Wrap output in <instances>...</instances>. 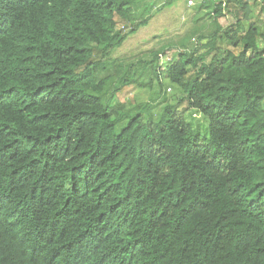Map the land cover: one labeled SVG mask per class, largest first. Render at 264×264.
<instances>
[{"label":"trees","instance_id":"obj_1","mask_svg":"<svg viewBox=\"0 0 264 264\" xmlns=\"http://www.w3.org/2000/svg\"><path fill=\"white\" fill-rule=\"evenodd\" d=\"M167 2L0 0V264H264V27L154 51L155 119L98 78Z\"/></svg>","mask_w":264,"mask_h":264},{"label":"rangeland","instance_id":"obj_2","mask_svg":"<svg viewBox=\"0 0 264 264\" xmlns=\"http://www.w3.org/2000/svg\"><path fill=\"white\" fill-rule=\"evenodd\" d=\"M167 1L165 6L151 13L152 16L146 25L141 26L135 33L130 34L121 45L112 49L107 57L105 68L102 69L103 71L98 72L99 79L107 75L110 77L106 89L107 92L113 89L111 103L122 105V110L126 114L145 110L151 114L152 119H155L161 107L166 102L171 101V95L178 91L177 84L170 83L167 78H161L163 84L161 83V86H159L158 77L152 68L156 61L151 62L154 51L163 49L170 51L165 55L161 53L158 56V63L163 68L165 61L172 56V51L191 50L198 46H200L199 50H204L205 48L201 45L208 40V37H206L208 34L218 27L219 32H217L219 35L222 30L226 29L230 33L229 29L235 25L238 17L239 21H242L243 28H246L248 23L254 20L253 17L257 16L261 18L256 22L264 23V16L259 10H257L259 12L250 15L248 19L247 17L246 19L243 18L238 10L239 8L234 10L236 0L229 3V7L232 8L230 12H225L218 17L205 14L202 8L187 7L186 0ZM153 3L155 2H151V4ZM148 8L149 10L152 9L150 6ZM134 13L137 15V19H142L136 9ZM196 17L200 21L199 27L195 24ZM199 35L201 38L195 46L194 41L192 42L190 38L192 36L199 37ZM202 36H205V38H202ZM229 47L232 46L229 44ZM125 75L128 78L127 84L120 86L118 89L113 88V85L117 82V85H120L119 81ZM160 87L165 88L162 90ZM121 116L123 115L121 114Z\"/></svg>","mask_w":264,"mask_h":264},{"label":"crops","instance_id":"obj_3","mask_svg":"<svg viewBox=\"0 0 264 264\" xmlns=\"http://www.w3.org/2000/svg\"><path fill=\"white\" fill-rule=\"evenodd\" d=\"M251 2V4L253 5L252 7V13L251 14H253V13H255V12H259V11H261L262 12V15L264 16V0H250ZM255 10V11H254ZM257 10H259V11H257ZM261 17H253V19L255 20V21H257L258 19H260ZM257 23V22H256ZM257 24H259L260 25V27L261 28H263L264 27V23L263 22H260L259 21V23H257Z\"/></svg>","mask_w":264,"mask_h":264},{"label":"built area","instance_id":"obj_4","mask_svg":"<svg viewBox=\"0 0 264 264\" xmlns=\"http://www.w3.org/2000/svg\"><path fill=\"white\" fill-rule=\"evenodd\" d=\"M224 1V0H223ZM196 3V0H187V5L192 6ZM224 5V3H223Z\"/></svg>","mask_w":264,"mask_h":264}]
</instances>
